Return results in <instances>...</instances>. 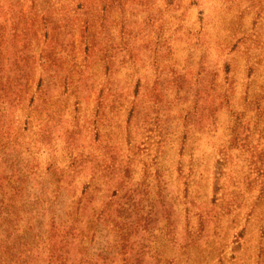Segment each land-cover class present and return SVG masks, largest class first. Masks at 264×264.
Masks as SVG:
<instances>
[{
	"label": "rangeland",
	"instance_id": "obj_1",
	"mask_svg": "<svg viewBox=\"0 0 264 264\" xmlns=\"http://www.w3.org/2000/svg\"><path fill=\"white\" fill-rule=\"evenodd\" d=\"M0 264H264V0H0Z\"/></svg>",
	"mask_w": 264,
	"mask_h": 264
}]
</instances>
